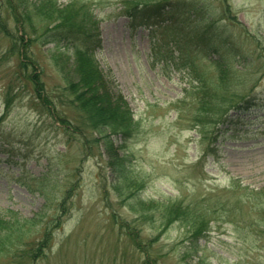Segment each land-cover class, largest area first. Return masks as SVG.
Returning <instances> with one entry per match:
<instances>
[{
    "label": "rangeland",
    "instance_id": "rangeland-1",
    "mask_svg": "<svg viewBox=\"0 0 264 264\" xmlns=\"http://www.w3.org/2000/svg\"><path fill=\"white\" fill-rule=\"evenodd\" d=\"M86 1L99 16L101 44L95 52L96 59L114 79L106 75L103 88L113 94L121 92L143 122L140 139L127 142L133 151L132 175L136 184L143 183L144 200L154 198L157 202L131 203L133 199L120 198L109 184L112 179L118 181V174L110 165L112 151H106L101 141H92L88 156L82 159L84 142L68 144L65 132L39 111L33 83L20 68L22 47L29 55V73H39L45 90L52 96L56 95L52 91L56 88L62 92L65 80L58 69L69 67L66 64L71 60L63 53L55 54L54 43L46 41L52 36L43 37L52 34L51 25L47 26L45 20L37 19L36 32L26 23V33L34 34L33 41L23 35V42H19L21 27L7 0H0V117L6 101L13 102L0 125V214L7 208L27 217L41 208L52 213L45 195L36 190L38 183L31 186L32 190L24 185L28 176L46 174L49 180H57L60 187L56 201L72 181L82 184L74 196V210L66 219L65 229L54 233L55 243L48 257L28 263L20 258V246L17 249L9 245L13 254L0 253V264H264V194L256 193L264 187V0H228L235 12L229 21H233V26L226 30L220 25L217 42L226 57L233 54L228 44L240 47L249 56L246 70L234 69L233 76L252 81L234 90L248 96L253 89L256 106L238 131L240 136L228 137L227 132L220 138L223 142L219 160L212 157L201 163L197 159L205 144L196 139L198 133L190 128L189 118L196 103L188 98V111L181 120L176 118L170 102L181 97L188 84L183 70L178 69L183 62L194 64L193 73L205 70L212 76L213 67L199 54L201 43L197 35L195 38L193 32L183 30L193 28L198 34L210 19L220 18V11L228 8L227 0H174L170 14H176L172 18L178 17L177 23L168 29H132L128 17L121 12L120 0ZM15 5L18 8L20 3L16 1ZM180 24L183 33L177 30ZM14 41L19 42L15 51L11 50ZM233 65L236 66L234 62ZM62 106L78 120L76 110ZM86 134L91 137L88 130ZM113 138L115 151L124 154L126 149L120 147L123 140L119 136ZM8 140L9 144L3 145ZM202 166L207 174L199 173L204 171ZM124 183L125 189L130 187V182ZM128 193L126 190L123 198ZM204 196L222 202L208 235L190 251L191 256L184 257L179 245L189 236L188 229L177 222L162 230L164 205L175 198L192 204ZM157 203L159 206L154 209ZM128 221L140 230V248H133L126 235ZM41 226L42 223L37 228ZM150 236L158 237V241L149 244Z\"/></svg>",
    "mask_w": 264,
    "mask_h": 264
},
{
    "label": "trees",
    "instance_id": "trees-1",
    "mask_svg": "<svg viewBox=\"0 0 264 264\" xmlns=\"http://www.w3.org/2000/svg\"><path fill=\"white\" fill-rule=\"evenodd\" d=\"M22 1L28 7V10L24 12L23 18L25 22L22 25L24 26V24L29 23L32 27V32H36L37 21H35V18L45 20L47 24L54 22L49 31H52L56 38L67 40L65 49L56 44L55 53L57 55L63 53L71 60V63L66 64L69 67L59 68V73L65 78L66 85L62 87L61 93L58 92L57 88L52 90L56 93L55 96L46 92L44 82L38 74L31 76L30 80L33 83L35 92L38 98L41 99V111L50 112L53 116L56 115L57 117L55 116V118L66 126L68 130L64 129L70 133V136L75 135V132L69 131L70 128H75L82 136L85 134L83 128L96 132L98 136H93V139H87L86 145L90 146L92 141L95 143L101 141L106 151L108 149L112 151L113 160L110 164L118 174V181L113 183L114 188L120 191L124 190V181L130 182V185L134 186V177L128 163L125 161L128 156H122L119 152L115 151L110 136L120 133L124 138L135 137L136 134L134 133L136 130H139V125L133 119L123 97L119 93L113 94L111 90L108 91L106 88H103L104 83L106 84L104 72L94 60L93 43L98 36L97 17L89 10L88 4L82 3L81 0H70L65 4L60 3L59 0ZM160 1L162 0H124V10L135 17L136 23H147L149 18L161 15L165 4H169L171 0ZM34 16L37 17L34 18ZM29 37L32 40L30 34ZM15 45L16 42H14ZM70 49L72 53L69 52ZM26 57L27 55L25 54ZM23 65L27 68V63H23ZM218 65L220 67L221 64L218 63ZM220 71L222 73L220 82L224 91H219L211 97H202L203 101L197 108L199 112L196 115V121L199 122L198 127L200 128L206 124L221 123L223 116H225L229 109L240 105L241 100L239 99L242 96L237 95L234 88L242 85L243 81L237 82L233 78L229 82V79L225 78V76L227 77L230 73L225 65ZM69 72H73V74L70 75ZM62 105L76 110L79 113L77 116L78 120H74L67 111L59 108V106L63 107ZM6 107L8 113L12 107L10 100L7 101ZM2 120L3 117L0 119V122ZM221 202L214 200L209 203L206 198L200 202H193L187 205L181 199L166 202L168 203L164 205V214L166 216L164 215V219L163 216L160 218L163 219V223L161 224L162 230L166 229V226L174 221L182 223L188 229L189 236L187 239H189L191 246L188 247L182 245V242L180 243L184 257L191 256L190 251L196 249L198 239L208 229L209 220L212 218V215L217 213L219 210L217 206ZM158 206L159 204L157 203L154 209ZM7 215H10L9 219L6 218V215H0V253L3 254L12 253V250H9V245L14 244L15 233L19 235L25 229L23 226L24 221H22V225L19 227V218L13 212L10 211ZM32 221L29 220L28 222ZM34 223L35 221L32 224ZM131 231L133 230L131 229ZM131 235H133L134 243L141 247L142 239L138 237L139 235L135 233H131ZM156 241H158V237L153 236L148 240L149 244ZM22 249L23 254L26 253L31 257L32 255L39 254L43 248H30V251L25 248ZM12 256L14 257V255Z\"/></svg>",
    "mask_w": 264,
    "mask_h": 264
}]
</instances>
